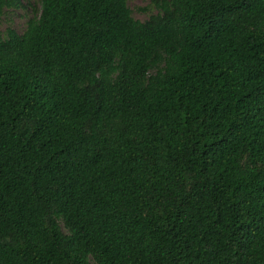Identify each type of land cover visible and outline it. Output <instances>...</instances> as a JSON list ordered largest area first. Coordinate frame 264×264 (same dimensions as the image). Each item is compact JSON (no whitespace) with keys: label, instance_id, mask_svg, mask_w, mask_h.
<instances>
[{"label":"trees","instance_id":"trees-1","mask_svg":"<svg viewBox=\"0 0 264 264\" xmlns=\"http://www.w3.org/2000/svg\"><path fill=\"white\" fill-rule=\"evenodd\" d=\"M31 2L0 33V264H264V0Z\"/></svg>","mask_w":264,"mask_h":264},{"label":"rangeland","instance_id":"rangeland-1","mask_svg":"<svg viewBox=\"0 0 264 264\" xmlns=\"http://www.w3.org/2000/svg\"><path fill=\"white\" fill-rule=\"evenodd\" d=\"M23 5L20 9L7 10L0 18V33L3 34L7 27L13 28L17 33H22L29 19L37 17L40 12L39 5L27 0H20ZM132 17L139 21L146 20L150 15L157 13V10L150 4L149 0H126Z\"/></svg>","mask_w":264,"mask_h":264}]
</instances>
